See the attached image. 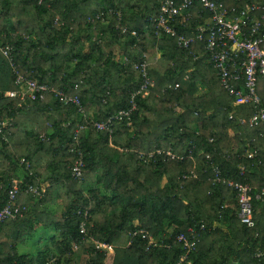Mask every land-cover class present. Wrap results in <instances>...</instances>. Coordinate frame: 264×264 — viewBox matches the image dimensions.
I'll list each match as a JSON object with an SVG mask.
<instances>
[{"label": "trees", "instance_id": "obj_1", "mask_svg": "<svg viewBox=\"0 0 264 264\" xmlns=\"http://www.w3.org/2000/svg\"><path fill=\"white\" fill-rule=\"evenodd\" d=\"M159 4L0 0V46L12 49V63L0 51V121L11 122L0 133V208L15 182V204L27 206L22 218L0 223V264H106V250L97 243L112 246V264H264V200H252L255 226L248 227L238 219L236 191L211 182L217 165L252 193L264 187V125L249 126L254 105H234L201 44L183 50L174 37L155 35L149 19ZM190 13L175 22L179 33L189 35L210 15L199 3ZM118 18L136 35L118 31ZM143 60L154 83L146 95L138 93L143 78L135 68ZM12 65L25 78L77 94L85 114L50 93L43 100L7 95L19 89ZM199 84L207 93L196 95ZM257 93L264 107V78ZM133 103L129 118L113 122L112 133L94 128L92 120ZM79 123L84 128L74 141ZM76 150L84 163L81 181L71 171ZM19 169L23 178L14 181ZM29 184L43 188V195L26 193ZM84 209L81 232L78 211ZM201 223L199 242L181 261L176 234ZM139 229L157 238L156 245L146 249L148 238L133 234ZM26 246L31 251L20 252Z\"/></svg>", "mask_w": 264, "mask_h": 264}, {"label": "built area", "instance_id": "obj_2", "mask_svg": "<svg viewBox=\"0 0 264 264\" xmlns=\"http://www.w3.org/2000/svg\"><path fill=\"white\" fill-rule=\"evenodd\" d=\"M241 1L242 5L238 8L236 6L225 7L216 0H160L157 15L150 17L149 20L153 23L155 35L167 34L170 37H174L176 46L180 49L188 50L191 46L196 47L201 44L209 54V61L212 67L217 71L220 87L234 98V105L238 107L241 105H254L255 111L248 119L249 126H255L259 123L264 125V107L261 105V99L257 93L258 79L259 77L264 78V0ZM195 3H199L203 9L210 13L208 19L199 24L196 30L192 31L189 35L179 33L175 27V22L181 23L189 19L191 17L190 9ZM117 14L119 13L117 12ZM94 18L101 19L102 14H96ZM94 18H90V21H93ZM118 21L116 25L118 31L124 35L128 31L136 35L135 30H129L126 26L120 24V18H118ZM92 39L95 40V37ZM0 51L12 63V49L9 46H0ZM143 56L145 57V55ZM135 68L140 71L143 78L138 93L146 95L150 88L154 86L153 81L147 75V61L143 60L135 64ZM13 70L15 83L18 84L19 89L9 91L6 93L7 95L20 97L21 99L28 97L31 100H43L45 95L50 93L59 99L60 102L73 104L81 114H85L77 94H68L58 87L25 78L14 66ZM174 87H178V84H175ZM75 89L77 90V85ZM134 107L133 103L129 109L120 110L117 114L106 120H92V124L96 130H105L112 133L113 122L129 118V114ZM241 122H244V120L242 119ZM10 123L9 119L1 120L0 133ZM82 128H84V124L79 123L75 130L74 141L77 139L78 131ZM76 152L78 153V157L71 171L72 176L81 181L84 163L81 152L79 150H76ZM156 152H163L173 157L169 151L157 149ZM255 154L256 150L247 152L248 157H252ZM139 156L145 158L143 153ZM152 156L153 152L148 153L146 156L147 160L152 158ZM206 159L212 165L209 155H206ZM21 162L24 163L23 160ZM28 167V163L25 162L24 169L27 170ZM212 172V183L228 186L236 191L239 204L237 216L240 222L248 227H254L255 220L253 218L252 200H264V187L252 193V187L248 183L236 182L223 176L217 165H212ZM192 175L195 176V173L192 172ZM18 190L19 187L17 182H15L8 191V201L0 208V223L6 220L22 218L25 215L27 206L15 204ZM25 192L42 196L44 189L29 184ZM78 214L83 216L80 230L84 232L88 212L84 209L79 210ZM204 226V223L199 224L198 227L196 224H193L188 226L185 231L176 234L175 239L184 250L181 261L186 259L188 254L195 249L200 239V230ZM137 233H140L142 238H148L146 249L152 245H156V241L146 231L139 229L133 232V234ZM102 245L111 248L110 245L97 243V247L103 248ZM261 254V251L255 252V256H260Z\"/></svg>", "mask_w": 264, "mask_h": 264}, {"label": "rangeland", "instance_id": "obj_3", "mask_svg": "<svg viewBox=\"0 0 264 264\" xmlns=\"http://www.w3.org/2000/svg\"><path fill=\"white\" fill-rule=\"evenodd\" d=\"M159 55H160V53H159ZM121 57L122 56H118V59H120V60H123V58L121 59ZM153 88V87H152ZM94 110V109H93ZM93 110L92 109H90L89 110V116L91 117V114H92V112H93ZM40 164L42 165V164H44V160L43 161H41L40 162ZM17 181L18 180H21L22 179V177H23V175H22V171H21V169H19L17 172ZM47 186V183H43L42 184V187L43 188H45ZM62 209V205L60 204L58 207H57V214H59V211ZM154 241H157V238H152ZM103 246V248H104V250H106V256H105V263L106 264H112V258H113V255H114V253H113V248H112V246H111V248L110 247H108V246H104V245H102ZM31 251V247L30 246H26V247H20V252H30ZM76 260L78 261V262H80V263H82V262H84V257H83V255H81V254H78L77 255V258H76Z\"/></svg>", "mask_w": 264, "mask_h": 264}, {"label": "crops", "instance_id": "obj_4", "mask_svg": "<svg viewBox=\"0 0 264 264\" xmlns=\"http://www.w3.org/2000/svg\"><path fill=\"white\" fill-rule=\"evenodd\" d=\"M159 51L156 53V55H155V60H157L158 59V57L160 56L159 55ZM209 61V60H208ZM208 61L207 60H205V62H207L208 63ZM205 93H207V89H206V87H204V86H202V85H198V91H197V93H196V95H203V94H205ZM192 127L196 130V127L194 126V125H192ZM22 171V170H21ZM22 175H24L23 174V171H22ZM18 177V176H17ZM23 178V177H22ZM14 181H17L16 179H14Z\"/></svg>", "mask_w": 264, "mask_h": 264}]
</instances>
